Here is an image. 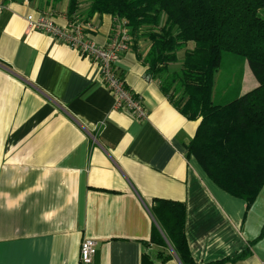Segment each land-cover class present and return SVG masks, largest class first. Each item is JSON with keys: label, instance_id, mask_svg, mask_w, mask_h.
<instances>
[{"label": "crops", "instance_id": "obj_1", "mask_svg": "<svg viewBox=\"0 0 264 264\" xmlns=\"http://www.w3.org/2000/svg\"><path fill=\"white\" fill-rule=\"evenodd\" d=\"M0 3V264H80L86 237L98 241L92 264H183L167 239L152 240L157 198L186 203L197 263L263 264L264 187L247 209L188 155L199 120L148 75L150 39L134 36L117 65L148 109L138 120L114 108L90 58L27 21L79 17L107 45L115 16H89L88 0L74 14L70 0Z\"/></svg>", "mask_w": 264, "mask_h": 264}, {"label": "trees", "instance_id": "obj_2", "mask_svg": "<svg viewBox=\"0 0 264 264\" xmlns=\"http://www.w3.org/2000/svg\"><path fill=\"white\" fill-rule=\"evenodd\" d=\"M83 0H70L74 14ZM87 14L127 20L150 39L148 75L189 118L199 120L187 144L206 174L249 209L264 187V0H88ZM193 43L188 48L189 43ZM184 56L179 70L171 64ZM225 51L247 58L258 85L225 103L213 99ZM152 240L173 246L183 264L194 259L186 235V203L157 198Z\"/></svg>", "mask_w": 264, "mask_h": 264}, {"label": "built area", "instance_id": "obj_3", "mask_svg": "<svg viewBox=\"0 0 264 264\" xmlns=\"http://www.w3.org/2000/svg\"><path fill=\"white\" fill-rule=\"evenodd\" d=\"M2 7L0 3V10ZM27 21L31 29L46 33L90 58L98 66L102 82L114 96L115 109L129 111L138 120L148 117L143 97L127 85L117 68L122 55L133 45V35L126 19L116 17L115 31L107 45L97 44L90 37L91 24L79 17L70 19L66 26L58 25L50 13L37 16L29 14ZM97 250L98 241L95 238H84L80 249V264H92Z\"/></svg>", "mask_w": 264, "mask_h": 264}, {"label": "rangeland", "instance_id": "obj_4", "mask_svg": "<svg viewBox=\"0 0 264 264\" xmlns=\"http://www.w3.org/2000/svg\"><path fill=\"white\" fill-rule=\"evenodd\" d=\"M183 52H179L180 60L172 63L170 69H180ZM257 82L246 57L225 51L216 73L213 99L216 103L228 102L253 89Z\"/></svg>", "mask_w": 264, "mask_h": 264}]
</instances>
